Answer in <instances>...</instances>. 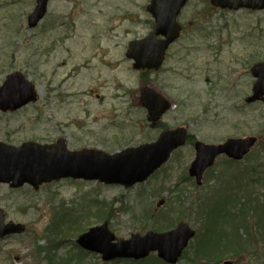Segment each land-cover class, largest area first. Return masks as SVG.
Instances as JSON below:
<instances>
[{"label": "rangeland", "instance_id": "obj_1", "mask_svg": "<svg viewBox=\"0 0 264 264\" xmlns=\"http://www.w3.org/2000/svg\"><path fill=\"white\" fill-rule=\"evenodd\" d=\"M150 1L49 0L44 19L30 27L36 0H0V88L20 72L38 97L0 112V141L51 144L64 138L70 149L114 153L184 125L207 143L250 135L259 137L258 144L239 163L221 157L200 186L188 173L192 144L130 188L70 179L38 190L0 185L8 220L26 227L0 239V264H158L156 253L138 263H104L92 252L84 257L76 239L105 221L116 240L186 222L197 235L178 264H264V103L245 102L255 81L251 67L264 60V10L190 0L179 17L183 34L163 67L142 77L126 51L153 28ZM147 84L174 105L154 126L139 103ZM161 199L165 204L157 207ZM236 236L245 249L234 254L226 246ZM216 243L223 252L210 261L203 249L217 251Z\"/></svg>", "mask_w": 264, "mask_h": 264}, {"label": "water", "instance_id": "obj_2", "mask_svg": "<svg viewBox=\"0 0 264 264\" xmlns=\"http://www.w3.org/2000/svg\"><path fill=\"white\" fill-rule=\"evenodd\" d=\"M187 1L151 0L147 10L154 16L156 24L147 37L130 43L127 56L135 60L134 68L158 69L162 65L167 48L180 36L181 25L177 21V16ZM48 2L49 0H37L36 7L28 18L30 27L37 26L43 19ZM212 3L231 9L264 8V0H212ZM159 35L165 38L160 39ZM253 73L258 80L254 86V95L248 98L250 102L261 97L264 100V63L256 65ZM36 100L34 85L20 72L10 74L0 88V110H13ZM142 102L149 109L153 121H157L170 107L149 89L144 92ZM185 137L184 128L165 131L153 143L114 154L95 149L69 151L64 140H58L51 145L28 142L19 147L0 142V182H8L12 187L29 183L38 189L44 182L74 177L132 186L146 181L167 162L171 153L185 144ZM256 140L255 137L230 139L223 145L197 142V156L190 168L191 175L197 178L198 184H201L205 169L214 163L217 155L225 152L230 157L241 159ZM162 204L163 201H160L158 206ZM23 229L20 224L6 225L0 209V237L22 232ZM194 235L195 231L187 223H180L171 231L164 233L150 231L144 236L134 234L129 240L114 242V234L109 230L108 224L104 223L80 236L78 243L89 250L102 253L104 260L115 258L138 260L157 251L160 258L175 264ZM225 264L233 262L226 261Z\"/></svg>", "mask_w": 264, "mask_h": 264}, {"label": "trees", "instance_id": "obj_3", "mask_svg": "<svg viewBox=\"0 0 264 264\" xmlns=\"http://www.w3.org/2000/svg\"><path fill=\"white\" fill-rule=\"evenodd\" d=\"M217 245V243L215 244ZM206 254H207V257L210 259V260H213L214 258H216V255H215V251L213 249V247L211 246H206L204 249H203ZM236 251V250H235ZM239 251V250H238ZM237 251V252H238ZM236 253V252H235Z\"/></svg>", "mask_w": 264, "mask_h": 264}, {"label": "flooded vegetation", "instance_id": "obj_4", "mask_svg": "<svg viewBox=\"0 0 264 264\" xmlns=\"http://www.w3.org/2000/svg\"><path fill=\"white\" fill-rule=\"evenodd\" d=\"M198 138L195 139V141L197 140Z\"/></svg>", "mask_w": 264, "mask_h": 264}]
</instances>
